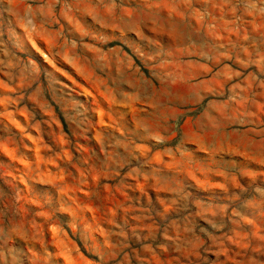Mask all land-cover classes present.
Wrapping results in <instances>:
<instances>
[{
  "label": "rangeland",
  "instance_id": "obj_1",
  "mask_svg": "<svg viewBox=\"0 0 264 264\" xmlns=\"http://www.w3.org/2000/svg\"><path fill=\"white\" fill-rule=\"evenodd\" d=\"M0 264H264V0H0Z\"/></svg>",
  "mask_w": 264,
  "mask_h": 264
}]
</instances>
